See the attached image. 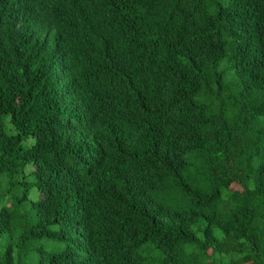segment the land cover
I'll use <instances>...</instances> for the list:
<instances>
[{"label":"trees","instance_id":"1","mask_svg":"<svg viewBox=\"0 0 264 264\" xmlns=\"http://www.w3.org/2000/svg\"><path fill=\"white\" fill-rule=\"evenodd\" d=\"M0 264H264V0H0Z\"/></svg>","mask_w":264,"mask_h":264},{"label":"rangeland","instance_id":"2","mask_svg":"<svg viewBox=\"0 0 264 264\" xmlns=\"http://www.w3.org/2000/svg\"><path fill=\"white\" fill-rule=\"evenodd\" d=\"M29 142L32 143V142H33V139L30 138V139H29ZM33 193H36V192L34 191Z\"/></svg>","mask_w":264,"mask_h":264}]
</instances>
